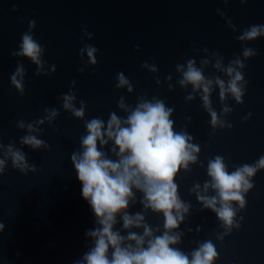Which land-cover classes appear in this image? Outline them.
Here are the masks:
<instances>
[{
  "label": "water",
  "instance_id": "obj_1",
  "mask_svg": "<svg viewBox=\"0 0 264 264\" xmlns=\"http://www.w3.org/2000/svg\"><path fill=\"white\" fill-rule=\"evenodd\" d=\"M217 9L224 10L240 31H233ZM31 20L36 21L34 38L45 48L43 59L49 68L56 65V71L48 76H37V66L30 59L12 55L19 50ZM253 24L264 25V0H230L227 4L223 0H0V138L4 144L14 140L29 163L39 169L24 175L9 162L6 173L0 176V222L6 225L0 233V264H73L87 251L84 234L94 228V214L82 197V184L71 162L86 128L84 121L65 111L58 99L72 90L73 80L78 101L87 102L86 119L107 121L112 111L124 116L117 107L120 97L134 106L144 93L149 99L158 96L174 108L175 130L187 126L201 147L199 158L204 164L192 165V172H181L176 181L182 199L192 204L191 215L181 225L185 236L180 249L191 252L197 242L210 239L219 252L215 264H264V170L254 178L246 209L238 213L244 217L241 227L222 242L216 238V233L223 231L216 214L200 211L202 205L190 193L196 182L203 184L209 179V158L224 156L232 171L235 165L252 164L264 155V37L247 44L257 49L258 55L246 61L249 84L244 103L229 97L234 109L227 117L231 129H217L213 134L199 96L194 101L185 100L191 86L187 92L181 88L175 71V65L186 59L195 58L199 65L205 47L223 55L226 64L235 55H242L244 45L236 37ZM85 27L94 34L92 39L84 35ZM85 44L99 50L94 66L81 60L80 49ZM144 62L155 63L159 72H149L142 67ZM20 63L27 73L23 96L10 80ZM81 67L86 71L81 73ZM119 72L130 79L134 93L115 87ZM214 72L209 67L206 74ZM168 74L173 75L175 90L168 88ZM157 76L162 86L156 83ZM218 93L217 88L212 101L220 112ZM51 107L60 111L55 121L59 131L45 124L39 137L51 149L21 146L20 138L26 131L17 127V121H34ZM249 112L252 117L244 121ZM140 210L137 203L130 211ZM147 221L162 227L163 216L149 212Z\"/></svg>",
  "mask_w": 264,
  "mask_h": 264
},
{
  "label": "clouds",
  "instance_id": "obj_2",
  "mask_svg": "<svg viewBox=\"0 0 264 264\" xmlns=\"http://www.w3.org/2000/svg\"><path fill=\"white\" fill-rule=\"evenodd\" d=\"M223 2L227 4L230 0ZM240 2L247 3L248 0ZM217 12L233 31H240L224 10L217 9ZM35 28L36 21H29V30L22 34L19 50L12 55L30 59L37 66V76H48L56 71V65L49 68L43 59L45 48L34 38ZM84 35L92 39L94 34L85 27ZM260 37H264V25L253 24L244 28L236 37L244 45L242 55H235L227 64L218 51L205 47L202 49L205 57L199 65L195 58L175 65L179 77L176 83L186 92L191 86L185 100L194 101L199 96L202 107L210 116L213 134L217 129L233 127L227 119L234 111L228 103L229 97L238 104L244 103L249 84L244 72L246 61L258 55V50L247 44ZM98 51L94 45L85 44L80 49L81 60L85 65H96ZM200 51L197 49L198 54ZM142 67L151 73L159 72L155 63L144 62ZM209 67L215 72L206 74ZM79 71L83 73L86 68L81 67ZM26 75L24 65L20 63L10 77L11 85L21 96L25 94ZM116 80L117 89L134 93L132 82L123 72L116 74ZM166 80L169 90H175L173 75L168 74ZM156 83L162 86L158 76ZM75 85L73 80L72 90L58 99L65 111L84 121L86 134L80 137L81 147L71 154V162L82 184V197L94 214L95 226L85 231L87 251L73 264H215L219 252L210 239L197 242L198 246L191 252L179 247L185 236L181 225L191 215L192 204L182 199L176 181L181 172L191 173L192 165L204 167V164L199 158L201 147L194 142L195 138L188 132L187 126L180 131L175 130L172 118L175 109L169 107L164 99L158 96L149 99L144 93L137 98L134 106L127 103L125 97H120L117 107L125 113L124 116L112 111L107 121L101 117L86 119L87 102L78 101ZM217 88L222 105L220 112L213 107L212 101ZM44 113L31 122L17 121V127L26 131L20 138L21 146L33 150L51 149V145L39 138L44 131L41 126L51 125L58 132L55 121L60 111L51 107L45 108ZM251 117L249 112L243 120ZM191 119L187 117L189 122ZM9 162L13 169L24 175L39 170L29 163L26 153L22 147L16 146L14 140L4 144L0 138V176L6 173ZM261 170H264V155L252 164L235 165L232 171H229L225 157L216 155L207 162L209 179L203 184L196 182L191 187L190 193L202 205L200 211L211 210L220 221L223 231L217 232L216 238L221 242L234 229L241 227L244 217L238 216V213L246 209V196L255 187L254 178ZM137 203L142 210L133 213L130 210ZM149 212L162 214V227L147 221ZM5 227L0 222V233ZM191 231L189 228L188 232ZM196 231L201 229L198 227Z\"/></svg>",
  "mask_w": 264,
  "mask_h": 264
}]
</instances>
